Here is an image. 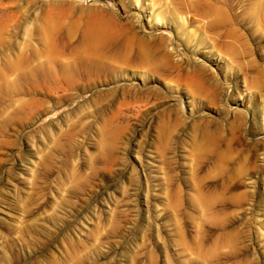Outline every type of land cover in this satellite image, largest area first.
Wrapping results in <instances>:
<instances>
[{"label":"rangeland","instance_id":"1","mask_svg":"<svg viewBox=\"0 0 264 264\" xmlns=\"http://www.w3.org/2000/svg\"><path fill=\"white\" fill-rule=\"evenodd\" d=\"M0 264H264V0H0Z\"/></svg>","mask_w":264,"mask_h":264},{"label":"bare ground","instance_id":"2","mask_svg":"<svg viewBox=\"0 0 264 264\" xmlns=\"http://www.w3.org/2000/svg\"><path fill=\"white\" fill-rule=\"evenodd\" d=\"M161 20L162 16L160 15L158 21ZM90 24L92 26L85 33L82 42L76 45V53L82 57L83 61L81 62V68L76 71L75 75H68L71 82L76 78L74 76L91 77L93 69H98L94 76L104 74L100 72L99 63H103V60L108 57V53L114 52L121 55L123 46V52L127 53L132 46L138 44L137 61L141 63L149 61L155 64L158 63V59L154 55L155 52L138 39V34L135 30L130 27L126 30L117 22L114 16L107 18L106 15H98L93 18V22ZM127 56H131V52ZM116 58H121V56ZM93 63H97L98 67H91L90 65Z\"/></svg>","mask_w":264,"mask_h":264}]
</instances>
